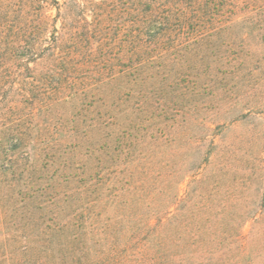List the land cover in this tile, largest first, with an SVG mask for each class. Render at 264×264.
Here are the masks:
<instances>
[{"label": "rangeland", "instance_id": "obj_1", "mask_svg": "<svg viewBox=\"0 0 264 264\" xmlns=\"http://www.w3.org/2000/svg\"><path fill=\"white\" fill-rule=\"evenodd\" d=\"M76 1L82 6L73 5V15L83 21L85 10L91 29L106 31L90 39L96 50L90 56H127L125 13L94 12L93 0ZM49 13L56 15V8ZM102 41L111 53L98 51ZM243 47L247 66L260 60L263 69L228 66L222 75L212 68L216 77L205 76L204 88L187 91L161 88V77L128 97L108 88L100 105L88 107L103 113L104 122L113 120L116 130L101 133L97 112L80 118L82 105L75 103L0 105V264H48L62 245L63 223L94 205L95 184L103 189L97 210L136 223L139 242L177 201L171 213L179 207L204 222L205 234L219 236L213 264H264V44ZM97 239L95 249L101 248ZM205 244L176 259L206 264Z\"/></svg>", "mask_w": 264, "mask_h": 264}, {"label": "trees", "instance_id": "obj_2", "mask_svg": "<svg viewBox=\"0 0 264 264\" xmlns=\"http://www.w3.org/2000/svg\"><path fill=\"white\" fill-rule=\"evenodd\" d=\"M73 5L82 6L76 0H0V105L75 103L82 105L80 118L88 119L97 112L98 119H92L98 130H116L113 120L104 122L103 113L88 107L100 105L108 88L128 97L138 86L161 77V88L187 91L204 88L208 84L205 76L216 77L212 68L222 75L228 66L250 72L263 69L260 60L252 69L247 66L249 53L243 46L264 44V0H93L94 12L111 7L125 13L127 56L123 57L90 56L96 51L90 39L102 37L106 31L92 30L85 10L82 24V15L78 19L72 13ZM53 8L57 10L54 16L49 13ZM106 46L102 41L98 51L111 53L104 50ZM193 58L199 61L194 64ZM129 135L127 131L119 135L118 143ZM102 190L95 184L91 191L94 205L84 206L76 221L60 227L62 245L48 264H188L187 257H176L205 243L209 248L202 262L213 264L210 256L219 236L205 234L201 230L204 222H197L179 207L171 213L170 207L177 201L139 242L136 223L127 225L126 220L103 217L102 210H97ZM206 204L193 214L205 213L209 200ZM209 222L206 218L205 223ZM195 226L200 227L197 232ZM96 235L99 249L91 244Z\"/></svg>", "mask_w": 264, "mask_h": 264}]
</instances>
